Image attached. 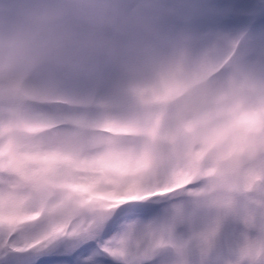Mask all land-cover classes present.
<instances>
[{
	"label": "rangeland",
	"instance_id": "rangeland-1",
	"mask_svg": "<svg viewBox=\"0 0 264 264\" xmlns=\"http://www.w3.org/2000/svg\"><path fill=\"white\" fill-rule=\"evenodd\" d=\"M23 14L39 0H6ZM98 18L116 31L132 24L148 33L144 61L120 79L99 78L57 87L17 75L0 80V209L25 210L20 217L0 212V242L62 247L56 255L78 259L55 264H253L264 259V186L250 194L259 170L226 184L210 181L205 154L192 163L169 166L162 145H175L178 125L210 95L236 96L264 88V0H89ZM221 12L229 22L205 29L198 23H165ZM15 21L0 18V32ZM209 32L215 33L208 35ZM257 37L252 55L234 53L236 44ZM103 44V39L100 41ZM178 101H182L177 105ZM135 167L109 170L111 160ZM160 161V163H157ZM5 171L2 173V171ZM123 195L106 189L120 187ZM45 187L37 202L36 186ZM79 194L73 199L74 194ZM147 195L153 196L145 201ZM123 198L158 205L155 215L94 231V208L121 206ZM115 200V203H107ZM92 249L78 251L83 244ZM173 252H166L168 246ZM41 251L37 258H44Z\"/></svg>",
	"mask_w": 264,
	"mask_h": 264
},
{
	"label": "clouds",
	"instance_id": "clouds-1",
	"mask_svg": "<svg viewBox=\"0 0 264 264\" xmlns=\"http://www.w3.org/2000/svg\"><path fill=\"white\" fill-rule=\"evenodd\" d=\"M0 18L15 21L14 27L0 32L3 81L24 75L63 87L99 78H124L129 65L144 61L143 46L151 41L135 24L125 32L106 25L98 18V6L89 0H39L23 14L0 0ZM186 119L189 126L178 125L176 144L160 148L169 157L164 161L169 166L189 164L195 155L205 154V168L215 172L212 183H230L248 170L264 173V88L243 96L218 91ZM105 164L109 170L135 167L129 160ZM129 179L123 177L119 188L109 185L106 191L121 197ZM40 198L37 196V202ZM0 212L5 217H20L25 210L5 206Z\"/></svg>",
	"mask_w": 264,
	"mask_h": 264
},
{
	"label": "snow or ice",
	"instance_id": "snow-or-ice-1",
	"mask_svg": "<svg viewBox=\"0 0 264 264\" xmlns=\"http://www.w3.org/2000/svg\"><path fill=\"white\" fill-rule=\"evenodd\" d=\"M173 22L177 24L198 23L205 29H216L225 26L229 22V18L221 12H216L214 14L195 18L194 20H181L174 16L163 24L158 19L150 20L147 23L152 27L160 28ZM212 34L215 33H208V35ZM262 62H264V56H262ZM35 190L37 196H43L45 193V187L39 184L36 186ZM158 207L159 206L152 201L121 207L115 212V215L104 234L109 235L112 231H115L122 221L148 218L155 215L158 211ZM0 227H2V225H0ZM7 230L10 235L6 240L0 242V264H55L57 260L78 259L75 253L72 254V257H61L56 255L57 252L62 251V247H56V245H48L45 247L47 244L46 240H42L39 244L29 245L13 243L21 231H34V229L27 228V226L23 229H17L15 225L8 224ZM93 247H95L94 242L83 244L79 247L78 251H83L84 249L90 250ZM41 251L50 254L44 255V258H37ZM98 264H110V262L107 260H100L98 261Z\"/></svg>",
	"mask_w": 264,
	"mask_h": 264
},
{
	"label": "water",
	"instance_id": "water-1",
	"mask_svg": "<svg viewBox=\"0 0 264 264\" xmlns=\"http://www.w3.org/2000/svg\"><path fill=\"white\" fill-rule=\"evenodd\" d=\"M256 39H248L246 42L242 43L237 51H242L244 54H250L254 51V45H255ZM262 180L258 178L256 182L252 186L253 191H257L260 189ZM115 211L112 210H100L95 209L93 211L95 217H96V226L95 229H98L101 225L111 221L115 215Z\"/></svg>",
	"mask_w": 264,
	"mask_h": 264
},
{
	"label": "bare ground",
	"instance_id": "bare-ground-1",
	"mask_svg": "<svg viewBox=\"0 0 264 264\" xmlns=\"http://www.w3.org/2000/svg\"><path fill=\"white\" fill-rule=\"evenodd\" d=\"M147 201V200H146Z\"/></svg>",
	"mask_w": 264,
	"mask_h": 264
}]
</instances>
